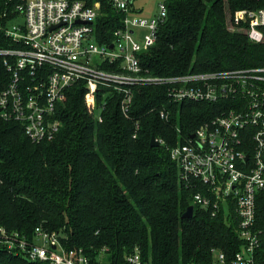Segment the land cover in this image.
<instances>
[{"label": "trees", "instance_id": "1", "mask_svg": "<svg viewBox=\"0 0 264 264\" xmlns=\"http://www.w3.org/2000/svg\"><path fill=\"white\" fill-rule=\"evenodd\" d=\"M98 39H108L120 13L101 0ZM166 19L142 65L159 76L243 67L264 62V44L252 43L236 12L264 7V0H164ZM10 40L0 31V47ZM9 79L0 57V88ZM101 121L81 83L56 107L60 127L52 139L32 141L20 123L0 119V226L32 240L36 227L59 233L66 248H82L95 264H127L138 250L144 264H230L240 248L233 210L212 214L198 207L188 218L195 189L181 183L169 146L184 141L218 113L211 102L172 103L166 86L133 88L126 113L111 92ZM168 117L160 116V110ZM179 129V132H177ZM165 141L153 147L150 138ZM260 230L256 264H264V196L256 201ZM103 257H102V255ZM0 264H51L0 249Z\"/></svg>", "mask_w": 264, "mask_h": 264}, {"label": "built area", "instance_id": "2", "mask_svg": "<svg viewBox=\"0 0 264 264\" xmlns=\"http://www.w3.org/2000/svg\"><path fill=\"white\" fill-rule=\"evenodd\" d=\"M135 0H108L119 12V24L108 39H98L101 0H0V31L10 40L0 47L9 72L0 88V119L22 125L32 141L52 139L60 127L56 107L66 90L81 83L101 121L96 95L121 96L126 113L139 85L166 86L170 102L206 101L218 113L169 146L182 184L194 188L191 205L213 215L233 210L240 248L230 264H256L260 230L255 228L258 194L264 196V62L243 67L159 76L142 65V54L155 42L167 7L158 3L156 14L143 16ZM236 20L252 43L264 44V7L242 9ZM168 117V111L160 110ZM179 132V129H177ZM159 145L165 141L156 138ZM54 246V247H53ZM0 249L29 260L51 264H95L82 248H66L56 231L36 227L32 240L0 226ZM127 264H144L137 249ZM224 253L213 264H224Z\"/></svg>", "mask_w": 264, "mask_h": 264}, {"label": "rangeland", "instance_id": "3", "mask_svg": "<svg viewBox=\"0 0 264 264\" xmlns=\"http://www.w3.org/2000/svg\"><path fill=\"white\" fill-rule=\"evenodd\" d=\"M164 0H135L134 7L135 9H140V13L143 16H151L156 14L158 10V3L163 2ZM226 213V211H225ZM102 255V254H101ZM103 257V255H102Z\"/></svg>", "mask_w": 264, "mask_h": 264}, {"label": "water", "instance_id": "4", "mask_svg": "<svg viewBox=\"0 0 264 264\" xmlns=\"http://www.w3.org/2000/svg\"><path fill=\"white\" fill-rule=\"evenodd\" d=\"M131 1V0H130ZM150 145L153 147L159 146V142L156 140L154 136L150 138ZM193 212V205H188L185 211L182 214V217L188 218L192 215ZM54 247V246H53Z\"/></svg>", "mask_w": 264, "mask_h": 264}]
</instances>
